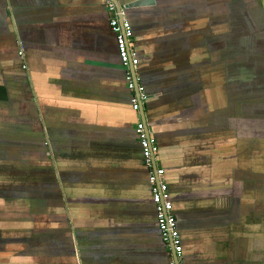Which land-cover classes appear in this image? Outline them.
I'll return each mask as SVG.
<instances>
[{
	"label": "crops",
	"instance_id": "crops-1",
	"mask_svg": "<svg viewBox=\"0 0 264 264\" xmlns=\"http://www.w3.org/2000/svg\"><path fill=\"white\" fill-rule=\"evenodd\" d=\"M263 1L125 8L180 264H264ZM110 14L0 0V264L169 262Z\"/></svg>",
	"mask_w": 264,
	"mask_h": 264
},
{
	"label": "built area",
	"instance_id": "built-area-1",
	"mask_svg": "<svg viewBox=\"0 0 264 264\" xmlns=\"http://www.w3.org/2000/svg\"><path fill=\"white\" fill-rule=\"evenodd\" d=\"M104 1L111 13L109 23L115 33L118 54L125 68V80L132 93L131 107L138 116L135 132L141 145L143 163L148 169V180L151 197L156 208L157 224L163 242L166 243L170 251L168 264H178L177 261H181L182 258L183 242L177 218L173 212L170 192L165 179V168L158 158V141L140 112L141 106L147 99V93L138 75L139 56L133 41V26L127 18L123 6L119 7L116 0ZM20 54L23 52L20 51ZM170 249H173L174 254Z\"/></svg>",
	"mask_w": 264,
	"mask_h": 264
},
{
	"label": "water",
	"instance_id": "water-1",
	"mask_svg": "<svg viewBox=\"0 0 264 264\" xmlns=\"http://www.w3.org/2000/svg\"><path fill=\"white\" fill-rule=\"evenodd\" d=\"M154 2V0H132L130 2H128L127 4H121L119 2V0H116V3L117 5L120 7V6H123L124 9L125 8H128V7H137V6H143V5H147V4H152ZM263 8H264V1H263ZM22 51V50H21ZM23 52V51H22ZM139 56V55H138ZM132 95V94H131ZM141 115H142V118H144V120H146V117H145V111H144V105L141 106ZM166 245V243H165ZM167 246V245H166ZM168 247V246H167ZM172 251V254H174L173 252V249H170ZM178 264H180V261H177Z\"/></svg>",
	"mask_w": 264,
	"mask_h": 264
},
{
	"label": "rangeland",
	"instance_id": "rangeland-1",
	"mask_svg": "<svg viewBox=\"0 0 264 264\" xmlns=\"http://www.w3.org/2000/svg\"><path fill=\"white\" fill-rule=\"evenodd\" d=\"M238 110H241L240 112H238V114L240 115H242V117H246V115H247V113H246V111H245V107H241V106H238ZM244 122H245V120H244ZM57 231V230H56Z\"/></svg>",
	"mask_w": 264,
	"mask_h": 264
},
{
	"label": "trees",
	"instance_id": "trees-1",
	"mask_svg": "<svg viewBox=\"0 0 264 264\" xmlns=\"http://www.w3.org/2000/svg\"><path fill=\"white\" fill-rule=\"evenodd\" d=\"M20 51H21V50L19 49V50H18V56H19V57L21 58V60H22L23 58H22V54H20ZM24 65H25V66H23V61H22V67H23V68H26V64H25V63H24Z\"/></svg>",
	"mask_w": 264,
	"mask_h": 264
}]
</instances>
